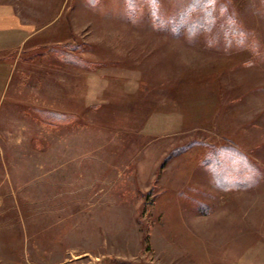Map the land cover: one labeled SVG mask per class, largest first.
Instances as JSON below:
<instances>
[{
	"label": "rangeland",
	"instance_id": "1",
	"mask_svg": "<svg viewBox=\"0 0 264 264\" xmlns=\"http://www.w3.org/2000/svg\"><path fill=\"white\" fill-rule=\"evenodd\" d=\"M135 1L0 0V264H264V0Z\"/></svg>",
	"mask_w": 264,
	"mask_h": 264
},
{
	"label": "trees",
	"instance_id": "2",
	"mask_svg": "<svg viewBox=\"0 0 264 264\" xmlns=\"http://www.w3.org/2000/svg\"><path fill=\"white\" fill-rule=\"evenodd\" d=\"M149 2L152 7V15L157 18L156 7L158 2L154 0H144ZM129 9L132 10L136 6L135 0H126ZM213 0H198L190 3L182 11H180L176 18L171 19L170 23L158 20L157 23L163 26H168L175 34L183 28H186L189 34L199 31L201 29L209 28V20L213 17L210 14ZM199 10V17L192 19L190 14L192 11ZM199 17V18H198ZM168 24V25H167ZM60 58L67 63H77L76 59L71 55L65 53L59 54ZM205 166L211 172V175L216 183L222 189L236 190L247 189L254 186L258 180L259 172L255 166L248 163V160L234 149H224L222 154H214L212 158L205 161Z\"/></svg>",
	"mask_w": 264,
	"mask_h": 264
}]
</instances>
